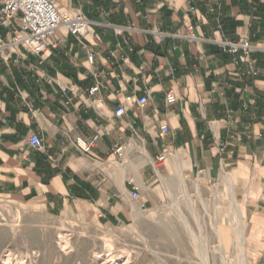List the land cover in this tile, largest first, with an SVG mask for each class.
<instances>
[{"label":"crops","instance_id":"1","mask_svg":"<svg viewBox=\"0 0 264 264\" xmlns=\"http://www.w3.org/2000/svg\"><path fill=\"white\" fill-rule=\"evenodd\" d=\"M58 2L92 22L87 40L60 28L43 56L21 46L0 51V197L123 227L160 200L159 169L181 163L201 182L225 173L239 179L250 223L264 232V55L237 65L211 43L221 25L227 40L264 49V0ZM0 35L11 42L9 30L0 27ZM170 92L176 102L167 105ZM144 97V107L127 101ZM120 106L126 114L117 118ZM163 125L170 132L162 136ZM96 128L103 131L97 146L79 152L75 139ZM33 135L43 151L30 146ZM118 145L126 169L112 155ZM164 152L168 160L159 164ZM129 177L140 187L138 201ZM251 264H264V247Z\"/></svg>","mask_w":264,"mask_h":264},{"label":"rangeland","instance_id":"2","mask_svg":"<svg viewBox=\"0 0 264 264\" xmlns=\"http://www.w3.org/2000/svg\"><path fill=\"white\" fill-rule=\"evenodd\" d=\"M180 165L182 171L178 164L159 169L160 200L153 207L131 224L112 229L92 218L54 217L0 197V264L8 255L12 264H241L243 251L251 264L264 247V232L250 223L241 181L225 173L212 184L201 182L184 173L189 166ZM230 180L246 215L240 224L246 243L240 248ZM217 231L226 246L224 260Z\"/></svg>","mask_w":264,"mask_h":264},{"label":"built area","instance_id":"3","mask_svg":"<svg viewBox=\"0 0 264 264\" xmlns=\"http://www.w3.org/2000/svg\"><path fill=\"white\" fill-rule=\"evenodd\" d=\"M1 2L0 27L12 33V40L6 42L0 35V51L21 46L30 53L43 56L50 49V39L60 28L65 29L69 34L80 40H87L91 34L92 22L84 14L62 11L58 0H1ZM189 33L191 40H198L192 28L189 29ZM211 43L218 46L224 53L233 56L237 65L251 64L250 56L255 52L260 51L264 55V49H258L249 39L241 38L237 42L227 40L221 25L218 26ZM52 47L55 46L52 45ZM89 61L93 63L94 55L89 56ZM100 89V86L91 88L88 92L89 96L94 97ZM63 91L65 92L66 89ZM127 101L140 107H144L149 103V99L146 97L139 100L129 98ZM175 102L174 93H168L166 97L167 105H172ZM125 114L126 108L124 106H120L115 111L117 118H122ZM169 132L168 125L161 127L162 136ZM102 134L103 131L96 128L92 137L89 139L77 138L73 144L79 152L89 154L101 140ZM29 144L33 149L43 151V141L38 135H33L29 140ZM112 155L116 156L120 165L126 169L124 163L125 147L118 145L112 151ZM168 157L169 153L164 152L157 161L159 164H163L168 160ZM48 159L53 163L56 161L51 156H48ZM127 184L131 188V199L138 201L140 187L137 185L135 178L129 177Z\"/></svg>","mask_w":264,"mask_h":264},{"label":"bare ground","instance_id":"4","mask_svg":"<svg viewBox=\"0 0 264 264\" xmlns=\"http://www.w3.org/2000/svg\"><path fill=\"white\" fill-rule=\"evenodd\" d=\"M180 164L181 163H178V166H179V169L182 171L183 166L181 167ZM183 186L185 188V186H186L185 182H183ZM229 188H230L231 204L233 206L232 208H233V212H234L233 219H232L233 220V227H235V232H236L235 237L237 239V244L239 245V248H240V247H243L244 244L246 243V240L244 239V236H245L244 231L241 228L242 226H240L241 221H243L245 219L246 215H245L243 209L241 208V205H240L238 198L236 197V195L234 193L233 182L231 180L229 181ZM216 234H217V237L220 241V253H221L222 259L224 260L227 256H226V246L224 244L223 235H221L219 231H217ZM237 248H238V246H237ZM240 263L241 264H250L249 259H248V255L246 254L245 251H243L241 253ZM4 264H12L11 260H10V255H8L6 257Z\"/></svg>","mask_w":264,"mask_h":264}]
</instances>
